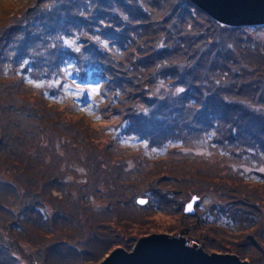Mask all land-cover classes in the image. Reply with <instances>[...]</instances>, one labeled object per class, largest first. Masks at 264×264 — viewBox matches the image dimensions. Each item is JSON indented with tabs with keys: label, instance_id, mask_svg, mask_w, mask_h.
<instances>
[{
	"label": "rangeland",
	"instance_id": "obj_1",
	"mask_svg": "<svg viewBox=\"0 0 264 264\" xmlns=\"http://www.w3.org/2000/svg\"><path fill=\"white\" fill-rule=\"evenodd\" d=\"M211 21L187 0H0V264H100L152 236L264 264V26ZM163 24L184 44L150 77Z\"/></svg>",
	"mask_w": 264,
	"mask_h": 264
},
{
	"label": "water",
	"instance_id": "obj_2",
	"mask_svg": "<svg viewBox=\"0 0 264 264\" xmlns=\"http://www.w3.org/2000/svg\"><path fill=\"white\" fill-rule=\"evenodd\" d=\"M216 24L231 28L264 26V0H187ZM197 199L185 207L194 215ZM143 206L145 203L137 202ZM100 264H248L233 255L205 253L197 243L182 238L152 236L136 242L131 252L113 250Z\"/></svg>",
	"mask_w": 264,
	"mask_h": 264
},
{
	"label": "trees",
	"instance_id": "obj_3",
	"mask_svg": "<svg viewBox=\"0 0 264 264\" xmlns=\"http://www.w3.org/2000/svg\"><path fill=\"white\" fill-rule=\"evenodd\" d=\"M211 24L216 26V24L212 21H211ZM126 26L127 25H125L123 22L120 23L119 27L122 28V31L120 32L121 34L125 33L126 30H124L125 29L124 27H126ZM132 26H134V25H132ZM160 26H161L160 30H158V31H155L153 29L149 30L150 35H147V37L145 39L146 42H145L144 47L146 46V43H148V47L146 49L149 48V50L145 54H143V55H145L143 60H147V62L150 60L151 66L148 69V71L151 73L150 77H152V74H156V72L158 70H160L161 64H162L160 56L165 55V54H159V53H161L162 51L166 52V50L168 48H165V47L167 45H170V44H173V42H176L181 47V45L184 44V40L181 41V35L180 34L178 35V37L175 40H169V37L171 36V30L168 27H166V24H163ZM134 27H136V29H138V30H136L137 32L140 30V28L138 26H134ZM149 27H151V25H148V28ZM117 34L118 33H114L113 37H111V33H110V36H108L106 38V41H104L105 54H107L109 52V50L111 48V47H109V46H111V42H116V44H117V42L119 41L120 37L115 38ZM162 34L164 36V39L159 40L158 35H162ZM161 43H163L164 46L161 47ZM127 44L129 46V48H127ZM127 44L124 47H120L122 52L125 51V49H127L128 52H131L134 50H136L139 53H140V51H141V53L143 52V50H140V48L142 46L137 45L138 42L130 39V40H128ZM106 71H107V69L104 72H106ZM136 96H140V95H136ZM182 237H185L186 239H190L189 233L182 235Z\"/></svg>",
	"mask_w": 264,
	"mask_h": 264
},
{
	"label": "snow or ice",
	"instance_id": "obj_4",
	"mask_svg": "<svg viewBox=\"0 0 264 264\" xmlns=\"http://www.w3.org/2000/svg\"><path fill=\"white\" fill-rule=\"evenodd\" d=\"M75 43H76L75 40H73V41H65V44L68 45L69 47L75 45ZM76 50L78 51L79 49L76 48ZM55 83H56V84H59L60 81H56ZM65 87H66V85H65ZM76 88H77V91H76V93H74V96H75V98H77V99H79L80 96H81L83 93H85V92H87V91L89 90L86 86H85V87H82V86L79 85V84L76 85ZM92 91H96V89H92ZM181 91H182V90H181ZM87 99L90 100L91 97L89 96V97H87ZM88 107H89V109H90V108L92 107V105L89 104ZM97 118L99 119V117H97ZM140 203H144V201H140Z\"/></svg>",
	"mask_w": 264,
	"mask_h": 264
}]
</instances>
